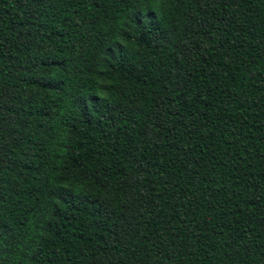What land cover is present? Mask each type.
<instances>
[{
  "label": "trees",
  "instance_id": "1",
  "mask_svg": "<svg viewBox=\"0 0 264 264\" xmlns=\"http://www.w3.org/2000/svg\"><path fill=\"white\" fill-rule=\"evenodd\" d=\"M0 264H264V0H0Z\"/></svg>",
  "mask_w": 264,
  "mask_h": 264
}]
</instances>
